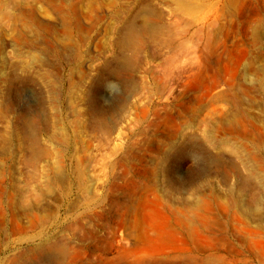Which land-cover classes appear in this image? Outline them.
<instances>
[{"label": "rangeland", "instance_id": "374dc122", "mask_svg": "<svg viewBox=\"0 0 264 264\" xmlns=\"http://www.w3.org/2000/svg\"><path fill=\"white\" fill-rule=\"evenodd\" d=\"M262 78L264 0H0V264H264Z\"/></svg>", "mask_w": 264, "mask_h": 264}, {"label": "bare ground", "instance_id": "6f19581e", "mask_svg": "<svg viewBox=\"0 0 264 264\" xmlns=\"http://www.w3.org/2000/svg\"><path fill=\"white\" fill-rule=\"evenodd\" d=\"M204 1H207V0H204ZM144 29L145 30L149 29V20L147 18L144 20ZM134 30H135L134 26H131L128 30V40L129 41H131L133 38ZM261 81L263 82V85H264V78H262Z\"/></svg>", "mask_w": 264, "mask_h": 264}]
</instances>
